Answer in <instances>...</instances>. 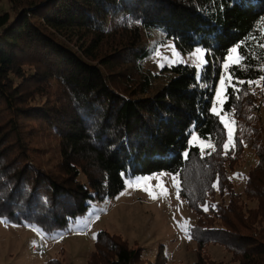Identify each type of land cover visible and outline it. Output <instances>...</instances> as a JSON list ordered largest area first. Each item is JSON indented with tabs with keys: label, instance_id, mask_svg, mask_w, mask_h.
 Here are the masks:
<instances>
[{
	"label": "trees",
	"instance_id": "16d2710c",
	"mask_svg": "<svg viewBox=\"0 0 264 264\" xmlns=\"http://www.w3.org/2000/svg\"><path fill=\"white\" fill-rule=\"evenodd\" d=\"M4 2L0 219L65 227L89 199L122 189L124 177L163 171L176 175L178 196L196 214L187 230L194 259L183 264H225L209 245L230 253L228 264H264V127L242 119L256 105H240L248 81L264 77V0ZM152 29L181 52L206 49L200 77L194 66L177 63L163 66L166 79L156 83L141 66ZM233 46L243 60L229 66L236 87L227 86L223 111L237 118L235 147L225 154L227 130L211 101ZM191 131L215 151L189 144ZM42 139L55 156L48 166ZM245 147L256 163L238 192L228 172ZM165 263L162 245L145 261L141 247L101 229L84 264ZM45 264L64 263L52 257Z\"/></svg>",
	"mask_w": 264,
	"mask_h": 264
},
{
	"label": "rangeland",
	"instance_id": "374dc122",
	"mask_svg": "<svg viewBox=\"0 0 264 264\" xmlns=\"http://www.w3.org/2000/svg\"><path fill=\"white\" fill-rule=\"evenodd\" d=\"M0 8H6L4 0L0 3ZM147 48L150 53L141 66L153 76L156 83L166 79L167 73L161 71L163 66L177 63L192 65L200 77L207 62V51L203 47L195 46L188 52H181L170 39L163 38L162 32L157 29L149 32ZM234 48L237 49L236 46L231 47L220 62V72L211 101V111L218 115L223 124L224 121H234V124H230L233 134L237 117L232 111H223V104L227 86L235 85L229 67L225 68V64L232 65ZM197 49L201 50L199 55L202 64L194 55ZM222 80L224 83H221ZM252 82L241 93L240 105H256V109L245 110L242 119L250 126L261 124L264 127V96L259 93L262 80ZM226 130L228 142V129ZM209 141L193 131L188 137L189 144L199 147L200 151L203 148L201 153L212 149L208 146ZM47 143L42 139L41 159L44 166L50 165L55 159ZM255 163L253 150L245 147L238 165L228 172L236 191L242 192L246 173ZM146 188L148 191H145ZM162 188L167 190L166 196L160 195ZM177 192V180H173L171 173L160 171L137 174L124 177L122 189L114 195L101 200L89 199L85 213L76 216L65 227L51 225L43 229L36 225H18L0 219V264H45L52 257L60 258L64 264H84L92 250L95 234L101 229L119 234L132 247L135 244L141 247V256L145 261H152L157 246L162 245L166 256L165 264L190 262L194 259V243L187 230L194 222L196 214L186 206ZM149 193L157 198L153 199ZM208 250L212 258L228 264L231 255L221 245H209Z\"/></svg>",
	"mask_w": 264,
	"mask_h": 264
},
{
	"label": "snow or ice",
	"instance_id": "6c2138e0",
	"mask_svg": "<svg viewBox=\"0 0 264 264\" xmlns=\"http://www.w3.org/2000/svg\"><path fill=\"white\" fill-rule=\"evenodd\" d=\"M201 53V50L200 49H197L196 50V53L194 54L196 56V59L197 61H199L201 64L203 63V61L201 60V57H200V54ZM232 53L235 54L234 57L232 58V66L233 67H238L242 64V56L237 52V49L234 48L232 49ZM157 55H159V53H157ZM229 67V64H225V68L227 69ZM261 71H264V65L261 66ZM261 80H264V77H261ZM221 83H224V81L222 80ZM230 83V82H229ZM238 83H244V81H238ZM249 84L253 83L252 81H248ZM234 89H235V85H231ZM219 95V93H218ZM215 111V109H214ZM218 114V113H217ZM224 124H225V128L228 129V142H226L224 145H223V149L225 151V154L228 153V151L231 149V148H234L235 147V143H234V138H233V133H232V129L230 127V124H234V121H224ZM209 147L212 148L213 151H215V145H212L211 142L209 141ZM201 152H203V148H201ZM185 156H187V152L184 153ZM144 180H147L148 178H143ZM176 178L173 177V180H175ZM141 181H137V183H140ZM215 187V185H213ZM145 191H148V189L146 188ZM151 195V197L153 199H156L157 197L155 195H152V193H149ZM160 195L162 196H166L167 195V190L166 189H161V193ZM179 198V197H177ZM205 211H207V207L204 208ZM6 222V221H5ZM181 227H184V226H181ZM36 231H40L39 229H36ZM190 238V237H189Z\"/></svg>",
	"mask_w": 264,
	"mask_h": 264
},
{
	"label": "crops",
	"instance_id": "0c3cea01",
	"mask_svg": "<svg viewBox=\"0 0 264 264\" xmlns=\"http://www.w3.org/2000/svg\"><path fill=\"white\" fill-rule=\"evenodd\" d=\"M172 176L176 178V175H175V174H172ZM175 180H176V179H175Z\"/></svg>",
	"mask_w": 264,
	"mask_h": 264
}]
</instances>
